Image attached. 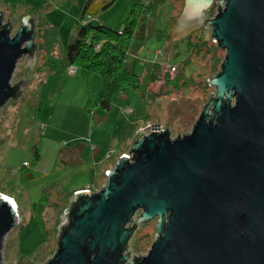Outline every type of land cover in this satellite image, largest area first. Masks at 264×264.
<instances>
[{
  "label": "water",
  "instance_id": "1",
  "mask_svg": "<svg viewBox=\"0 0 264 264\" xmlns=\"http://www.w3.org/2000/svg\"><path fill=\"white\" fill-rule=\"evenodd\" d=\"M2 19L0 108L21 97L11 79L36 50L30 16L13 36ZM199 24L225 57L190 133L171 139L159 125L146 128L98 191L73 195L44 264H264V0H183L171 39ZM153 220L147 254L128 261L130 238ZM18 222L14 201L0 195V264Z\"/></svg>",
  "mask_w": 264,
  "mask_h": 264
},
{
  "label": "rangeland",
  "instance_id": "2",
  "mask_svg": "<svg viewBox=\"0 0 264 264\" xmlns=\"http://www.w3.org/2000/svg\"><path fill=\"white\" fill-rule=\"evenodd\" d=\"M85 1L0 0L2 23L8 24L11 36L27 15L40 25L34 15L39 13L45 22L35 29L34 63L23 56L11 79L14 85L28 73L22 96L0 108V195L14 201L19 216L3 240L2 264L46 263L57 249L75 191L87 186L92 193L99 190L118 157L129 154L146 128L159 125L171 139L190 133L214 93L206 83L220 70L225 51L210 38L205 46L198 42V51L191 50L189 36L202 25L172 40L183 2L174 0L173 8L172 0H160L146 27L139 23L126 59L137 76V87L113 91L109 106H101L107 80L92 74L98 81H91L90 91L87 78L78 71L72 79L75 74H68L64 63ZM127 3L116 0L97 13L96 22L118 28ZM212 47L218 59L215 67ZM165 71L181 77L178 88L173 82L164 85ZM42 196L49 204L36 218ZM155 237V220L141 225L129 240V254L145 256Z\"/></svg>",
  "mask_w": 264,
  "mask_h": 264
},
{
  "label": "trees",
  "instance_id": "3",
  "mask_svg": "<svg viewBox=\"0 0 264 264\" xmlns=\"http://www.w3.org/2000/svg\"><path fill=\"white\" fill-rule=\"evenodd\" d=\"M115 1L116 0H108L105 4L101 2V0L85 1L78 27L71 36L64 55L66 67L75 66L84 76L96 73L107 80L105 92L100 103L103 107L109 106L108 99L113 91L126 86H131L133 88L137 87V76L132 71L131 65L126 61L129 55L131 41L139 31V23L142 21L145 28V23L155 15L158 6L161 4L160 0H128L127 7L124 10L118 28L113 29L96 22L97 13L109 8ZM216 10L217 5L213 4L205 13L204 19H210L215 14ZM34 15L37 16L40 25L38 23L35 24L33 18H31V21L34 28H37L36 30L39 31L42 26H45V22H42L39 13L35 12ZM207 35L208 32L204 28V25H202L199 30L190 34L189 38L193 36L191 50H199L198 42L205 46L210 38L209 35ZM42 39L45 44L43 36ZM35 47L37 48L36 44ZM210 51L212 53L211 58L213 59V67H215L218 61L216 48L212 47ZM170 67L173 68V66ZM162 77L164 85L170 86L173 82L176 88L179 87L178 82L181 80V77H172L170 71H168V73L165 71ZM152 78L154 79L156 76ZM186 82L189 83L190 80L188 79ZM206 85L208 86V83H206ZM38 157V149L35 148V158L38 159ZM76 192L79 191H75V193ZM45 201L46 197L42 196L38 203L36 218H40L39 214L42 208L49 204ZM70 206L71 201L69 202L68 208ZM41 229H43V226H41Z\"/></svg>",
  "mask_w": 264,
  "mask_h": 264
},
{
  "label": "crops",
  "instance_id": "4",
  "mask_svg": "<svg viewBox=\"0 0 264 264\" xmlns=\"http://www.w3.org/2000/svg\"><path fill=\"white\" fill-rule=\"evenodd\" d=\"M173 2H172V5H173V8H174V0H172ZM138 34V33H137ZM136 34V35H137ZM78 71H80L79 69H76V72H75V75L74 76H72L71 78L72 79H76L77 78V73H78ZM80 73H81V71H80ZM94 74V73H93ZM81 75L82 76H84L82 73H81ZM85 78H87V82H88V86H89V89H90V91H91V89H92V86H91V81L92 80H94V81H98V79H97V77H93V75L91 74V75H89V76H84ZM103 83H104V81H103ZM83 189V188H82ZM77 191H79V190H77ZM16 205V204H15ZM16 208H17V205H16Z\"/></svg>",
  "mask_w": 264,
  "mask_h": 264
},
{
  "label": "built area",
  "instance_id": "5",
  "mask_svg": "<svg viewBox=\"0 0 264 264\" xmlns=\"http://www.w3.org/2000/svg\"><path fill=\"white\" fill-rule=\"evenodd\" d=\"M75 72H76V67L75 66H68L67 67V73L68 74H70V75H73V74H75ZM143 135V134H142ZM122 155H125L126 157H128L129 159H130V157H131V154L129 153V154H122ZM98 191V190H97ZM80 192H88V193H92L91 191H90V186H87L86 188H84V190H81ZM96 192V191H95Z\"/></svg>",
  "mask_w": 264,
  "mask_h": 264
},
{
  "label": "flooded vegetation",
  "instance_id": "6",
  "mask_svg": "<svg viewBox=\"0 0 264 264\" xmlns=\"http://www.w3.org/2000/svg\"><path fill=\"white\" fill-rule=\"evenodd\" d=\"M201 25V24H199ZM29 59V58H28ZM28 72H29V68H28ZM28 74V73H27ZM27 74L25 75V77H22L18 82H16V84L20 87L21 89V96H22V91L24 89V87L27 85V81H26V76ZM130 255V254H129ZM136 259V257H133L132 255L129 256V260L128 261H131V260H134Z\"/></svg>",
  "mask_w": 264,
  "mask_h": 264
}]
</instances>
